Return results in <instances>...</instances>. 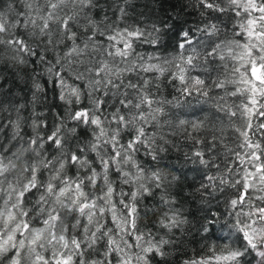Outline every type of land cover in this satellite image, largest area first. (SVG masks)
I'll return each mask as SVG.
<instances>
[{
    "label": "snow or ice",
    "instance_id": "1",
    "mask_svg": "<svg viewBox=\"0 0 264 264\" xmlns=\"http://www.w3.org/2000/svg\"><path fill=\"white\" fill-rule=\"evenodd\" d=\"M177 5L0 0V264H264V0Z\"/></svg>",
    "mask_w": 264,
    "mask_h": 264
},
{
    "label": "trees",
    "instance_id": "2",
    "mask_svg": "<svg viewBox=\"0 0 264 264\" xmlns=\"http://www.w3.org/2000/svg\"><path fill=\"white\" fill-rule=\"evenodd\" d=\"M132 7L129 9L130 19L126 21H122V24H135V23H141L144 20L148 19H154L156 16H160L164 14L165 10H170V7L172 5H177V0H131ZM178 8V5H177ZM143 13V16L140 14ZM109 15L111 16V12H109ZM192 19H195V17H192ZM171 42V40H170ZM140 51H147L152 52V48L149 46H141ZM166 54V53H165ZM5 75L9 76V83H11V74L5 73ZM69 85H73V81L71 79L68 80ZM79 83V82H75ZM22 87V85H21ZM48 88L51 89V84L48 85ZM171 89H169L170 91ZM53 94L51 91L48 92V100L52 101ZM226 136H231V132H226ZM227 143H231L230 140L226 141ZM223 151V149H221ZM173 160H175L177 155H181L179 153L173 152L172 154ZM178 163L183 164V160L181 158ZM191 166H186L185 170L187 171L188 168ZM193 175L192 172L188 171V178L189 181L191 180V176ZM185 193L188 192V189H184ZM149 203H159L158 197L155 201H149ZM149 219H145L141 222L140 227L145 230H151L153 233H160V229L156 225V217H153L152 214H149ZM158 259V258H157ZM153 264H156L155 261H153Z\"/></svg>",
    "mask_w": 264,
    "mask_h": 264
}]
</instances>
